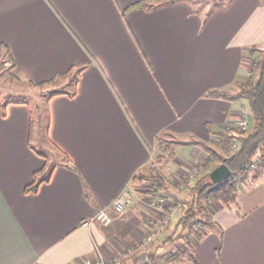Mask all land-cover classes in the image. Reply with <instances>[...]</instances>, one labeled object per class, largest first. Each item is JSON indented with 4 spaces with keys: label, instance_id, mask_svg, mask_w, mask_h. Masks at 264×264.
<instances>
[{
    "label": "crops",
    "instance_id": "0c3cea01",
    "mask_svg": "<svg viewBox=\"0 0 264 264\" xmlns=\"http://www.w3.org/2000/svg\"><path fill=\"white\" fill-rule=\"evenodd\" d=\"M138 1L0 0V44L10 49L11 71L21 79L10 81L40 82L83 67L75 96L46 100L45 138L71 162L59 164L37 192H25L45 165L36 151H45L36 143L37 121L31 140L35 109L0 98V264L112 256L149 230L153 209L133 176L160 151L159 134L173 143L174 177L209 159L201 144L188 141L223 153L224 134L237 138L241 109L249 105L240 95L247 48H264V2L232 0L205 20L208 10L195 12L188 0L129 9ZM126 188L133 201L118 212L112 202ZM100 209L111 215L109 224L95 220ZM211 217L215 225L197 239L188 237V227L186 242L171 238L172 231L161 238L164 231L155 250L124 264H264V165ZM179 250L184 257L172 256Z\"/></svg>",
    "mask_w": 264,
    "mask_h": 264
},
{
    "label": "trees",
    "instance_id": "16d2710c",
    "mask_svg": "<svg viewBox=\"0 0 264 264\" xmlns=\"http://www.w3.org/2000/svg\"><path fill=\"white\" fill-rule=\"evenodd\" d=\"M178 0H141L134 3L129 9L137 8H155L159 5L170 4ZM180 1V0H179ZM194 4L198 3L197 0H188ZM211 7L207 12L204 13V19L206 20L215 9L219 7L227 6L232 0H210ZM206 0H200L199 6L195 7V12H201L204 8ZM3 48L7 54V58L11 61V65L8 68V75L12 80L21 81L17 76L13 74L12 67L15 61L12 57L10 49L6 44L1 43L0 49ZM247 51L251 57L256 53L258 59H252L248 61L247 67L250 74L256 71L255 75L246 76L240 83V95L247 98L249 101V107L251 112L252 125L250 129L238 130L237 138L239 140L238 147L233 150L230 155L222 158L220 163L226 162L232 170V174L225 180L214 183L210 177V172L202 175L197 179L190 188L191 200L188 210L185 215L180 216L177 223L183 228L190 227L193 220L197 216L204 217L207 221L206 223L213 227L215 223L212 221V209L207 206L205 199H212L219 202L220 205H229L236 200L239 184L245 179L248 173L252 170L250 164L254 159L255 155L259 152V157L262 159L261 164L264 165V48L251 46L247 48ZM255 54V55H256ZM83 70L81 66H72L69 70L57 73L55 76L48 80L33 82L29 81L28 84L34 87H52L50 93L46 100L50 99L56 95H67L73 97L77 93V85L80 80V74ZM252 71V72H251ZM211 94L218 96H227L228 93L224 91L215 90ZM15 100V99H14ZM17 102L28 103V101L21 99L15 100ZM5 104L2 105V114L6 115ZM42 122V120H39ZM35 116L32 114V127H31V140L34 136L35 128ZM50 124V115L47 117L46 127L48 129ZM163 133L157 136L159 143V149L163 152H169L171 156H174L172 147H169L168 142L163 137ZM194 144H201L209 152V160L214 159L216 151L207 143L202 140H190L188 141ZM31 146H33L31 142ZM56 152L60 154L58 158L49 156V154L42 150H36L39 155L45 158V165L40 170L36 171L34 178L29 183L25 192L33 193L37 192L40 185L48 182L53 174L54 169L63 162H71L65 152H63L59 147L53 145ZM213 157V158H212ZM155 170V169H154ZM140 170L133 176V181L151 179L152 181H158L159 186L164 188V190H169L168 180L165 175L161 172L152 171L150 177L139 173ZM87 191H89L87 189ZM161 190H158V192ZM162 192V191H161ZM88 194V192H87ZM184 250L175 251L172 256H177L178 254H184ZM184 257V255H183ZM183 259V258H182ZM154 264V263H153Z\"/></svg>",
    "mask_w": 264,
    "mask_h": 264
},
{
    "label": "rangeland",
    "instance_id": "374dc122",
    "mask_svg": "<svg viewBox=\"0 0 264 264\" xmlns=\"http://www.w3.org/2000/svg\"><path fill=\"white\" fill-rule=\"evenodd\" d=\"M206 1H209V2H206V3L204 2L205 3L204 8H203L204 11L208 10L211 7V3H210L211 1L210 0H206ZM197 2L198 3L195 4V7L199 6L200 0H197ZM262 2H264V0H262ZM255 54L253 55V57H251L249 55V59H247V61L245 62L246 66L248 64V61L250 62L252 59H258V57H257L258 55L257 54L255 55ZM9 66H10V61L7 58V54L4 51V49L1 48L0 49V98L5 99V100H14V99L15 100H21V99H24V100L28 101L34 107V109H35V120L39 123V124L37 123L39 125V129L36 131V137H37L36 143L38 146L43 148V150H45L49 154V156H52L53 158L54 157L58 158V156H60V154L58 152H56L54 150L53 146L47 142V140L45 138L46 137L45 130L43 127L44 123L39 121V120H42L43 122H46V120H47L46 99H47L52 87L46 86L43 88H39V87L30 86L27 83L12 82L9 80V75H8ZM248 72L249 73L247 74V76L248 75H252V76L255 75L256 76V71H254V72L251 71L252 72L251 74H250V71H248ZM243 78L241 79V82L243 81ZM246 106L249 108L248 104H246ZM250 127H251V125H250ZM250 127H249V129H250ZM236 128L238 130H241V129H239L237 124H236ZM163 137L166 138L168 136L166 134H163ZM224 137H225L224 146L226 147L225 148L226 150H224L223 153H219L216 147L214 148L211 146L216 151V155H215L214 159H212V160L208 159L204 163H199V165L200 164L202 165V174L199 175L198 177H195L194 179H191V180H188L186 178V175L189 172V168L186 170L184 176L183 175L181 176L179 174L177 177H174L173 176L174 171L170 170V166H169L170 165L169 162L173 159V156H171L169 152H164V151L162 152L161 150L155 151L151 157L150 162L145 167H143L139 173H143L144 175H147L150 177L152 171L161 172L163 175L166 176V178L168 180L169 190L168 191L164 190V188H161L159 186L158 181H152L151 179L150 180L149 179L135 180L134 181L135 190L141 192L142 194H147V200L149 203H150V199H151L150 197L155 196V195H159V194H163V195L167 196L169 199H171V201L179 204L183 210L185 209L187 211L189 206H190V200L192 198L190 188L197 179L202 177V175L209 173V172H205L206 166H208L211 162L221 161L222 160L221 158H224L233 152V149L231 148L230 145L233 141L232 139H234V138H232L226 134H224ZM39 140H40V143H39ZM167 142H168L169 147H171L173 143H171V141H167ZM258 153L255 155V157L257 155H259ZM217 164H219V163H217ZM158 190H161L162 192L161 191L158 192ZM131 201H133V199ZM204 203H206L207 206H210L211 209L220 205L219 202H216L210 198L205 199ZM127 206H126V208H127ZM118 212H122V211H118ZM95 220H98V219L95 218ZM195 220H198L200 222L199 223L200 225L203 224L207 227H210L206 223L207 220L204 217H202L201 215L195 217L193 221H195ZM173 221H175V220H173ZM100 222H102V221H100ZM102 223H104V222H102ZM175 223L170 224V228L171 227L172 228L170 230H168V228H167L165 233L161 236V238L164 237V235L167 234L168 231L169 232L172 231V232H170L171 235H169V234H167V235H169L171 238H173V235H175V237H177V238L182 237L181 242H183V241L186 242V238H185V234H184L186 228H183L181 225H179L177 223V221ZM191 226L188 227V233L190 231ZM145 234H147V232L144 233L141 237H139L136 241L126 244L125 246H123V248H125L128 245L130 246L132 244H136L139 241L141 242L143 240V237ZM188 237H189V234H188ZM158 240H160V237L156 241L155 240L152 241L151 243L142 247L141 249L139 248V250L137 252H135L133 255H131L130 257L125 259L121 264L127 263V261L131 257H133L134 255H136L137 253H140V252L143 253L144 251L146 253L152 252L153 250H155L156 242ZM173 240L174 239H172L171 241H173ZM172 246L174 247L175 244L170 245L167 249H170ZM164 251H166V250H164ZM121 252H122V249L117 251L112 256L106 257V258L111 259L115 255H118ZM163 264H165V263H163Z\"/></svg>",
    "mask_w": 264,
    "mask_h": 264
},
{
    "label": "built area",
    "instance_id": "2783aa9c",
    "mask_svg": "<svg viewBox=\"0 0 264 264\" xmlns=\"http://www.w3.org/2000/svg\"><path fill=\"white\" fill-rule=\"evenodd\" d=\"M251 112L250 109L246 106H243L241 109V117L237 121V125L241 130L249 129L251 125ZM231 148L235 150L239 141L238 138L232 139ZM262 159L257 155L252 160L250 164L251 169H255L259 164H261ZM202 174V165L195 164L189 168V172L186 175L188 180L194 179ZM150 205L153 209V215L149 219V230L147 234L144 235L143 240L137 242L136 244L128 245L122 249V252L118 255H115L113 258L109 259L99 254L97 256H88L85 257L83 264H121L125 259L133 255L135 252L141 249L142 247L148 245L152 241L156 240L166 229L170 226L173 220L177 219L180 216L185 215L186 210L182 209L179 204L171 201L167 196L163 194L155 195L150 197ZM133 199V193L130 189H124L119 193L113 200L112 206L116 211H123L126 206ZM98 220L104 222L105 224L109 223L112 218L106 209H100L96 215ZM198 220L193 221L189 231V236L192 239H197L203 233H206L210 227H207L203 224H199Z\"/></svg>",
    "mask_w": 264,
    "mask_h": 264
},
{
    "label": "water",
    "instance_id": "95a60500",
    "mask_svg": "<svg viewBox=\"0 0 264 264\" xmlns=\"http://www.w3.org/2000/svg\"><path fill=\"white\" fill-rule=\"evenodd\" d=\"M232 174V170L226 162H222L214 167L210 172V177L214 183H219Z\"/></svg>",
    "mask_w": 264,
    "mask_h": 264
}]
</instances>
